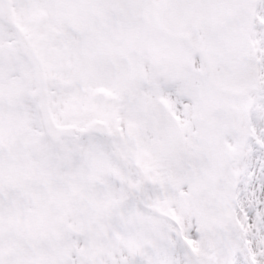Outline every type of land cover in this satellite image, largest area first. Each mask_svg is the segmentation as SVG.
Returning <instances> with one entry per match:
<instances>
[{
    "label": "snow or ice",
    "instance_id": "1",
    "mask_svg": "<svg viewBox=\"0 0 264 264\" xmlns=\"http://www.w3.org/2000/svg\"><path fill=\"white\" fill-rule=\"evenodd\" d=\"M0 264H264V0H0Z\"/></svg>",
    "mask_w": 264,
    "mask_h": 264
}]
</instances>
